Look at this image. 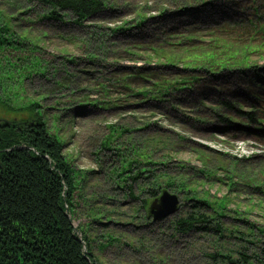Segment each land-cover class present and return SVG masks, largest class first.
<instances>
[{"label":"trees","instance_id":"16d2710c","mask_svg":"<svg viewBox=\"0 0 264 264\" xmlns=\"http://www.w3.org/2000/svg\"><path fill=\"white\" fill-rule=\"evenodd\" d=\"M110 2L115 0L0 3V264H100L93 249L101 252L132 244L131 238L115 232L117 219V223L106 224L114 212L105 207L116 206V198L129 200L135 212L129 221L140 220L142 226L125 221L121 229L133 224L132 233L142 228L154 232L159 229L158 222L151 221L147 208L163 190L177 193L182 200L178 209L181 218L171 224L174 233H204L219 240L220 246L212 254H205L210 264H264V249L258 245L262 239L254 234L258 231L264 236V229L246 219H232L248 232L245 236L239 230L232 231L221 222L227 217L228 199L199 190L212 181L218 170L226 168L228 160L217 158V165L205 157L200 169L174 165L167 157H158V153L174 150L186 140L180 135V142L177 138L164 140L160 131L119 149L115 136H127L131 131L112 126L103 135L99 148L111 155V165L104 167L98 161V173L82 172L63 155L60 137L49 132L44 119L48 109L40 104L44 96L28 97L23 87L34 77L47 79L48 72L37 52L41 37L31 36L30 29H64L68 43L80 42L78 48L84 51L80 58H66L67 65L85 61L105 69L106 65L117 64L116 60L122 59L120 53H124L127 60L143 61L145 66L133 65L122 71L120 66L114 71L113 81L133 91L143 105L156 106L163 113L173 112L179 118L178 124L190 125L197 131L264 144V0H160L153 15L143 12L132 23L113 27L106 22L121 12V5ZM216 2L231 6L236 19L210 20L202 26L187 23L193 20L196 10L213 7ZM117 43L121 45L111 51L110 58L107 50ZM152 60L155 68L149 67ZM62 72L73 77L69 71ZM220 76L228 78L219 80L227 90L223 96L203 95L215 87L212 83ZM64 77V83L68 82ZM244 89L250 95L241 96ZM102 91L108 93L103 88ZM108 105L113 103L91 101L88 97L77 102L78 107H88V111L104 110ZM71 110L62 113V118H67ZM52 119L58 121L57 115ZM195 151L204 155L200 149ZM232 171L229 172H237L236 168ZM93 178L99 180L100 187L90 197L91 202L84 201L83 217L88 221L74 229L85 187ZM230 186L234 187L232 183ZM94 230L104 234L92 238Z\"/></svg>","mask_w":264,"mask_h":264},{"label":"rangeland","instance_id":"374dc122","mask_svg":"<svg viewBox=\"0 0 264 264\" xmlns=\"http://www.w3.org/2000/svg\"><path fill=\"white\" fill-rule=\"evenodd\" d=\"M6 1L8 0H0V3L4 4ZM159 1L115 0V2H110V4L121 5V12L111 17L106 24L113 27L114 24L132 23L133 18L143 12H151L150 15H153V8ZM25 3L31 4L26 1ZM8 12L11 14L10 10ZM44 29L46 31L34 26L30 29V33L31 36L41 37L42 42L38 45L37 52L47 68V79L34 77L31 81H26L23 87L28 97L41 99L44 96L40 104L44 110L48 109L44 112V119L49 132L57 134L63 141V155L72 161L75 169L82 172L98 173L101 169L98 161H101L104 167L111 165V155L99 148L103 135L107 134L110 130L109 127L112 126H115L117 130L127 128L131 131V134L127 136H115V146L119 149L133 143L134 140L137 143V141L141 142L143 137L146 139L155 136V131L162 132L160 137L168 141L178 139L180 135L185 138L186 143L178 144L174 150L160 151L158 157H167L174 165L194 166L198 169L202 168L203 161L201 162V159H205V157H210L211 163L217 165V158L226 162L228 160L226 168L218 170L212 181L208 185L199 187V190H205L212 197L218 199L222 197L228 199L227 217L221 222L232 231L239 230L245 236L248 232L243 224L234 222L232 219H246L254 227L260 230L264 229V144L236 136L233 139H227L217 133L211 135L204 131L194 130L190 125L178 124L179 118L175 113H163L156 106L143 105L141 98L137 97L133 91H129L123 85L118 87L113 81L116 77L114 71L119 70L120 66L121 71L133 65L143 67L145 66L143 61L131 62L126 59V54L120 53L122 59L116 60L117 64L106 65L105 69L96 68L98 66L95 64L85 61H79L77 65H67L66 58L70 56L80 58L84 53L83 47L80 49L81 43H68L66 37L63 36L64 29L55 28L57 30H53V32L50 29ZM79 37L80 35L77 38ZM120 45L117 43L109 47L107 51L110 58H112L111 51ZM140 56L143 57L144 54L141 53ZM1 63L5 64L3 59ZM155 64V60H152L149 67L155 68ZM63 69L71 72L73 77L68 78L62 72ZM64 76L69 79L66 83H64ZM59 82L61 86L55 85ZM131 87L135 88L136 85L131 84ZM102 88L108 93H103ZM86 97L96 102H112L113 105H108V108L100 111H88L85 110L88 107L77 106V102ZM69 108L72 110L66 115L67 118L63 119L62 113L65 114ZM54 114L57 115L58 121L52 119ZM164 134H168L171 138ZM128 137L130 141L127 140ZM196 149L202 150L204 155L200 156L198 151H195ZM97 153L98 157H96ZM155 160L157 159L155 158ZM234 168H236V174L231 173H234L232 171ZM98 183L99 180L93 178L85 187L84 200L80 202L79 207V220L73 222L75 229L88 221L83 217L86 209L84 201L91 202L90 197L100 187V184L97 185ZM231 183L234 185L233 188L230 186ZM256 187L260 188L257 190ZM169 192L178 196L180 205L182 203L180 196L171 190ZM115 201L117 202L116 206L105 207L114 213L107 223L103 221L102 224L117 223L115 222L117 219L119 223L115 226V232L121 231L126 237L131 238L132 244L130 247L106 248L101 252L98 249H93L100 264H210L211 260L205 254H212L214 248L220 246L219 240L214 235L201 233L181 236L174 233L171 224L181 218L180 210L159 221V229H155L154 232L142 228L132 233L130 230L133 229V224L142 226L139 224L140 220L135 223L129 221L135 214L132 210V202L122 197L116 198ZM98 207L101 206L98 205ZM235 212L240 215H236ZM124 213L127 215L124 216ZM125 221L133 224L121 229ZM124 230L128 233L123 232ZM103 234L104 232L94 230L92 238ZM254 234L262 239L258 245L260 249H264V236L258 231ZM170 235L176 236L173 238ZM237 236H241V234ZM226 246L231 248V245ZM253 249L256 250V248Z\"/></svg>","mask_w":264,"mask_h":264},{"label":"bare ground","instance_id":"6f19581e","mask_svg":"<svg viewBox=\"0 0 264 264\" xmlns=\"http://www.w3.org/2000/svg\"><path fill=\"white\" fill-rule=\"evenodd\" d=\"M225 4L226 3H223V2L222 3L216 2V4H214L213 7L205 8V6H203L195 11V14L193 15V18H192L193 20L188 21L187 23H194L197 26H202V25H205V23H210V20H216V22H220L223 20L236 19L235 18L236 13L234 12V9L231 8V6H227ZM120 40L123 41L122 39ZM260 72L263 73V71H260ZM219 80L228 81V78L225 76L218 77L212 83L215 87L211 88L208 91L203 92L202 94L209 98H212L213 96H217V95L223 96V94L227 90L225 88H222L219 85ZM241 80L242 82L246 81L244 79H241ZM240 93H241V96L250 95V92L247 89H244V91ZM239 133L240 132L238 131V134ZM254 138H258V137H254Z\"/></svg>","mask_w":264,"mask_h":264},{"label":"water","instance_id":"95a60500","mask_svg":"<svg viewBox=\"0 0 264 264\" xmlns=\"http://www.w3.org/2000/svg\"><path fill=\"white\" fill-rule=\"evenodd\" d=\"M179 202L177 195L170 193L168 190H163L157 199L149 203L147 214L151 217L153 222L164 220L178 211ZM65 213L67 217L70 218L66 205ZM79 241L83 246V251L86 252L84 242L81 241V239H79Z\"/></svg>","mask_w":264,"mask_h":264}]
</instances>
